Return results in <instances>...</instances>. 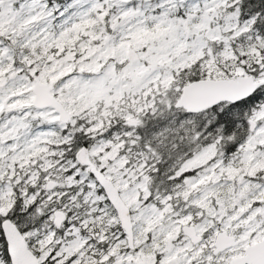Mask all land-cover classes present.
Segmentation results:
<instances>
[{"label":"snow or ice","instance_id":"1","mask_svg":"<svg viewBox=\"0 0 264 264\" xmlns=\"http://www.w3.org/2000/svg\"><path fill=\"white\" fill-rule=\"evenodd\" d=\"M0 264H264V0H0Z\"/></svg>","mask_w":264,"mask_h":264}]
</instances>
